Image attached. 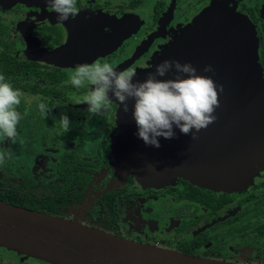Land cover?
Returning <instances> with one entry per match:
<instances>
[{
    "label": "flooded vegetation",
    "instance_id": "1",
    "mask_svg": "<svg viewBox=\"0 0 264 264\" xmlns=\"http://www.w3.org/2000/svg\"><path fill=\"white\" fill-rule=\"evenodd\" d=\"M77 7L61 24L46 0H0V75L25 93L15 144L0 137V151H12L0 165V200L201 259L264 264V176L235 193L182 179L144 186L118 165L119 102L109 93L111 111L92 116L79 103L88 88L65 84L70 70L96 60L117 71L134 67L137 76L154 70L202 15L235 12L258 37L264 72V0H77ZM31 97L51 109L46 119ZM0 264L47 263L0 247Z\"/></svg>",
    "mask_w": 264,
    "mask_h": 264
},
{
    "label": "water",
    "instance_id": "2",
    "mask_svg": "<svg viewBox=\"0 0 264 264\" xmlns=\"http://www.w3.org/2000/svg\"><path fill=\"white\" fill-rule=\"evenodd\" d=\"M257 47L258 37L249 20L237 12L198 18L162 61L190 63L198 74L211 77L218 91L223 86L216 122L199 133L193 130L198 136L195 140L174 127L175 138H158L160 147L156 148L137 135L134 101H129L127 113L119 104L118 165L150 187L179 179L222 193L252 186L264 170V72ZM208 65L214 72L203 71ZM154 70L135 79L143 81ZM175 75L173 70L162 79ZM0 247L47 264H231L129 241L2 200Z\"/></svg>",
    "mask_w": 264,
    "mask_h": 264
},
{
    "label": "clouds",
    "instance_id": "3",
    "mask_svg": "<svg viewBox=\"0 0 264 264\" xmlns=\"http://www.w3.org/2000/svg\"><path fill=\"white\" fill-rule=\"evenodd\" d=\"M52 11L57 14L58 23H65L75 17L79 9L77 0H46ZM143 81L136 80L134 67L117 71L108 62L94 61L92 64H78L65 84L75 89L88 88L79 101L87 104L92 116L105 115L111 111L113 100L109 93L123 105V111H129V101H134L132 115L138 127V137L146 145L160 147L159 139L175 138L174 127L185 135L198 139L195 133L206 130L217 120L216 109L220 107L219 86L209 77L198 74L190 63L181 64L176 60H164L154 66ZM176 75L171 79H162L170 72ZM204 72H214L211 65ZM25 93L14 88L4 75H0V137L11 140L13 144L19 135L18 125L23 116L18 107ZM37 101V107L44 119L51 109L41 97H31L28 104ZM26 114V113H25ZM59 125L64 133L70 130V120L63 115ZM195 130V133H193ZM12 159L11 150L0 151V165Z\"/></svg>",
    "mask_w": 264,
    "mask_h": 264
},
{
    "label": "rangeland",
    "instance_id": "4",
    "mask_svg": "<svg viewBox=\"0 0 264 264\" xmlns=\"http://www.w3.org/2000/svg\"><path fill=\"white\" fill-rule=\"evenodd\" d=\"M263 176H264V170H261V172L259 173V175L257 176V178L259 179L260 177H263ZM102 231H104V230H102Z\"/></svg>",
    "mask_w": 264,
    "mask_h": 264
},
{
    "label": "trees",
    "instance_id": "5",
    "mask_svg": "<svg viewBox=\"0 0 264 264\" xmlns=\"http://www.w3.org/2000/svg\"><path fill=\"white\" fill-rule=\"evenodd\" d=\"M4 201H6L7 203L10 202V201H7V200H4Z\"/></svg>",
    "mask_w": 264,
    "mask_h": 264
}]
</instances>
